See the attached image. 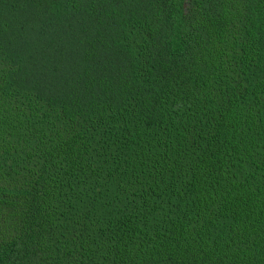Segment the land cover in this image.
Here are the masks:
<instances>
[{"label":"trees","instance_id":"16d2710c","mask_svg":"<svg viewBox=\"0 0 264 264\" xmlns=\"http://www.w3.org/2000/svg\"><path fill=\"white\" fill-rule=\"evenodd\" d=\"M0 264H264V0H0Z\"/></svg>","mask_w":264,"mask_h":264}]
</instances>
